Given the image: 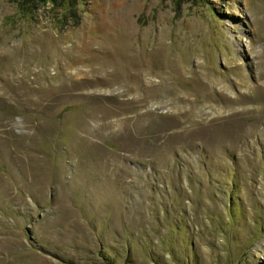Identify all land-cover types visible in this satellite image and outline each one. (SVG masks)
Segmentation results:
<instances>
[{"label":"rangeland","instance_id":"374dc122","mask_svg":"<svg viewBox=\"0 0 264 264\" xmlns=\"http://www.w3.org/2000/svg\"><path fill=\"white\" fill-rule=\"evenodd\" d=\"M0 264H264V0H0Z\"/></svg>","mask_w":264,"mask_h":264}]
</instances>
